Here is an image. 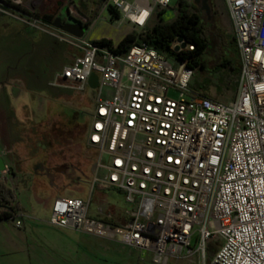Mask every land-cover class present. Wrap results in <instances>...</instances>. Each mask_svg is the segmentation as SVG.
<instances>
[{
	"label": "built area",
	"instance_id": "2783aa9c",
	"mask_svg": "<svg viewBox=\"0 0 264 264\" xmlns=\"http://www.w3.org/2000/svg\"><path fill=\"white\" fill-rule=\"evenodd\" d=\"M172 1L100 0L98 16L113 17L114 10L142 33ZM224 2L241 64L237 96L228 104L192 91L195 72L187 62L173 63L146 44L118 53L54 30L34 18V9L17 10L33 31L76 49L51 86L94 93L86 145L97 159L89 197H57L49 225L130 247L154 264L206 261L215 246L210 264H264V0ZM193 49L186 43L177 53ZM105 191L121 194L127 209L117 214L101 206L91 217V201ZM23 217L14 219L17 228Z\"/></svg>",
	"mask_w": 264,
	"mask_h": 264
},
{
	"label": "rangeland",
	"instance_id": "374dc122",
	"mask_svg": "<svg viewBox=\"0 0 264 264\" xmlns=\"http://www.w3.org/2000/svg\"><path fill=\"white\" fill-rule=\"evenodd\" d=\"M18 1L22 5L20 11L23 14H28L34 9V18L41 20L45 18L46 12L52 13L56 10L60 0ZM178 1L173 0L170 7L163 10L164 13L161 16L159 15L162 10L157 9L148 29H152L161 20L165 23H173L177 20L180 15ZM188 1L195 5L194 0ZM0 3V35L12 27H18L23 31L18 37H6L4 45L8 53L0 59V156L13 150L10 155L16 162L17 174L21 182L17 198L22 201L27 211L35 210L45 219L51 215L52 209L45 203L38 206L33 198L30 186L33 179L32 167H34L35 189L42 188L48 193L60 194L67 198L75 197L77 190L71 188V184L58 189L66 173L51 169H61L62 166L71 165L77 167L81 180L79 186L85 189L81 198L87 199L89 196V184L97 154L86 145L79 113L91 114L94 108L92 105L94 93L90 90L84 95L68 88L48 87V82L53 76L71 64L76 49L59 42L53 36L33 31L24 21L16 17L19 12L11 8L12 0H0ZM76 3L79 6H72L71 9L78 16L86 17L84 13L90 16L94 10L99 12L100 9V0H77ZM210 5L209 14L202 12L211 41L210 51L204 55L208 68L199 70L198 78L197 73L194 74L192 91L196 94L206 93L215 101L228 104L237 96L240 75L237 71L229 72L226 75L223 74L221 78L214 74L212 69L224 53V58L231 61L229 64L237 67L239 50L233 41V26L223 0H210ZM196 7L201 8L200 5ZM94 23L92 29L88 30V27L85 31V36L92 42L107 39L118 46L127 35L137 33L128 21L115 20L114 16L111 17L108 12L99 14ZM9 49L17 50L16 55L10 56L9 53L12 51ZM167 57L171 62H177L175 56L167 55ZM107 91L105 90V94ZM171 97L177 98V94L173 92ZM5 148L6 150L3 151ZM85 155H91L92 158ZM40 165L52 171L50 175L44 174L43 180L36 175L38 170L35 169H40ZM5 173L0 172V178L3 180ZM77 182L75 180L73 185L75 186ZM101 206L117 214L127 209L122 195L115 191L96 192L91 201L90 216L95 217ZM100 243L103 252L97 254V257L103 260V264L106 261L112 264H130L131 258L127 256V253L134 250L107 240ZM217 248L218 246H215L212 249L206 261L200 262L198 257H195L193 262L188 259H172L169 264H210ZM98 251L97 248L95 252L98 253ZM134 253L137 256V253ZM143 259L147 264H154L149 255H145ZM137 260L138 257L135 258V264Z\"/></svg>",
	"mask_w": 264,
	"mask_h": 264
},
{
	"label": "crops",
	"instance_id": "0c3cea01",
	"mask_svg": "<svg viewBox=\"0 0 264 264\" xmlns=\"http://www.w3.org/2000/svg\"><path fill=\"white\" fill-rule=\"evenodd\" d=\"M229 18L233 26V32H234L233 41L237 45L234 24L230 14H229ZM74 57L71 60V64L74 61ZM59 73L61 72L55 74L52 80L48 82L47 85L48 87L53 88L51 86V83ZM51 90L53 91V89ZM5 150L6 148L3 151ZM11 152H13L12 149L6 153H3V156H0V159H4L6 165V171H5L6 173L3 176L7 185L10 186L12 189L16 190L17 195L19 196L21 182L17 174L18 170L16 168V162L13 156L10 155ZM32 177L33 179H31L30 186L33 191V198H35L36 204L38 206H41L42 203H45V205L48 208L52 209L55 199L57 197L59 196L66 197L60 194L55 195L52 193H48L42 188L35 189L34 171ZM80 182L81 180L78 181L75 186H73V188L77 190V193L75 197H71V198L82 199L81 195L85 193V189L79 186ZM90 188H91V182L89 184V194H90ZM19 202L22 207L20 213H22V215L24 216L22 219L21 228L16 227V223L14 220H4V221L0 220V264H103L104 263L103 260L97 257V254L103 252L102 244L100 243V241H103L102 239H98L72 229H60L53 227L49 225V220L52 215V210H51V215H49L48 218L44 219L35 210L34 212L27 211L24 208L22 201L19 200ZM97 248L99 249L98 253L95 252ZM126 248H130V247H126ZM130 249L134 250V252L137 253V256H135L136 254L133 251L127 253V256L131 258L130 264L136 263L135 261L136 257H138L137 264H147L146 261L143 259L144 256H142L137 250L135 251V249L132 248ZM105 264H112V263L106 261Z\"/></svg>",
	"mask_w": 264,
	"mask_h": 264
},
{
	"label": "trees",
	"instance_id": "16d2710c",
	"mask_svg": "<svg viewBox=\"0 0 264 264\" xmlns=\"http://www.w3.org/2000/svg\"><path fill=\"white\" fill-rule=\"evenodd\" d=\"M178 6L180 8V15L173 23H165L161 20V22L156 24L152 29H147L142 33L127 35L119 45L116 46V52L124 54L135 45L146 44L160 54L166 56L173 55L177 60L187 62L188 66L197 73L198 78L200 74L199 70L208 68L204 55L210 51L211 47L208 33L209 29L203 16L194 4L190 3L188 0H179ZM111 12L115 19L119 18V14L116 11L111 10ZM163 13L164 11H162L159 16ZM84 15L89 18V24H93L98 18V11L94 10L90 16L85 13ZM179 38H183L187 44L194 46V49L177 53L173 48H175ZM99 43L102 45H109L111 48L115 47L111 40L103 39L99 41ZM224 56L225 53L220 57L218 63L212 69L215 72L214 74L222 78L223 74L226 75L229 72L234 73L237 71L240 75V60L238 59L237 67H232V65L229 64L231 61H228ZM204 94L207 96L206 93H203V95ZM79 115V119L84 128L86 142L89 115L80 113ZM82 121H84V123ZM85 156L92 158L91 155ZM95 159H97V155H95ZM73 186L74 185H71V188H73ZM21 210L22 207L17 198L16 190L12 189L7 185L5 180L0 178V220H14Z\"/></svg>",
	"mask_w": 264,
	"mask_h": 264
},
{
	"label": "flooded vegetation",
	"instance_id": "af4514ba",
	"mask_svg": "<svg viewBox=\"0 0 264 264\" xmlns=\"http://www.w3.org/2000/svg\"><path fill=\"white\" fill-rule=\"evenodd\" d=\"M195 1V6L196 5H200L201 8H198L199 12L201 13L202 15V12H205L207 14L210 13V8H211V5H210V0H194ZM77 0H73V1H70V0H60L57 4V8L55 11H53L52 13H48L46 12L45 13V18H43V21L45 23H47L49 26H51L54 30L60 32V33H63L61 28L63 26H65L66 22H67V19L72 17L74 19H76L73 15H72V12H71V8L72 6H76L77 7ZM1 4V3H0ZM16 10H21L22 9V5H14V4H11ZM79 6V5H78ZM78 22H80L78 19H76ZM85 31L87 30V26L86 25H83L82 23H80ZM22 30L18 27H12V28H9V29H6V33H2V35H0V59L5 57V55L8 53H6L5 51V45H4V41L6 39V37H18L22 34ZM16 47V46H15ZM17 49V48H16ZM11 50L12 52L9 53V55H13L15 54L16 55V51L15 49H9ZM8 55V56H9ZM54 169H57L58 171H64L63 173H66L65 174V177L63 179V182H62V185L59 186L58 189H61L62 186H66L67 184H71L73 185L74 181L77 180V181H80V175H79V169L75 166H67V167H61V169L59 168H53L51 170L54 171ZM35 170H38L36 171V175L37 177H39V179L43 180V175H50L52 173L51 170H49L46 166H42L40 165V169H35ZM31 171L33 173L34 171V167L31 168Z\"/></svg>",
	"mask_w": 264,
	"mask_h": 264
},
{
	"label": "water",
	"instance_id": "95a60500",
	"mask_svg": "<svg viewBox=\"0 0 264 264\" xmlns=\"http://www.w3.org/2000/svg\"><path fill=\"white\" fill-rule=\"evenodd\" d=\"M73 1V0H70ZM62 32L68 35H71L75 38H83L85 36V29L84 27L78 22L76 19L70 17L67 19V22L65 26L61 28ZM179 45L175 47V51L178 52L181 48L186 47V42L184 41L183 38L178 39ZM98 74H94L92 79L90 80V87L95 89L98 84ZM66 167V166H63ZM6 171V165L4 162V159H0V172H5ZM58 172V171H57Z\"/></svg>",
	"mask_w": 264,
	"mask_h": 264
},
{
	"label": "bare ground",
	"instance_id": "6f19581e",
	"mask_svg": "<svg viewBox=\"0 0 264 264\" xmlns=\"http://www.w3.org/2000/svg\"><path fill=\"white\" fill-rule=\"evenodd\" d=\"M32 1V0H31Z\"/></svg>",
	"mask_w": 264,
	"mask_h": 264
}]
</instances>
